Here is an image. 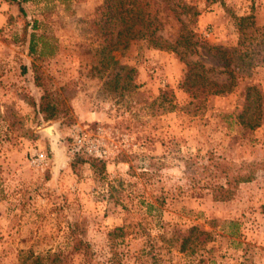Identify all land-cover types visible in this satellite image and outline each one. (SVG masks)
<instances>
[{"label": "rangeland", "instance_id": "374dc122", "mask_svg": "<svg viewBox=\"0 0 264 264\" xmlns=\"http://www.w3.org/2000/svg\"><path fill=\"white\" fill-rule=\"evenodd\" d=\"M172 2L190 8L161 2L157 34L170 41L179 18L197 41L186 60L223 85L199 107L177 51L143 38L103 49L105 0H0V264L46 251L83 264L77 238L93 264H264V0ZM250 85L261 93L252 130L236 117ZM44 93L57 107L48 120ZM84 127L107 156L71 152ZM192 227L211 240L180 251Z\"/></svg>", "mask_w": 264, "mask_h": 264}, {"label": "trees", "instance_id": "16d2710c", "mask_svg": "<svg viewBox=\"0 0 264 264\" xmlns=\"http://www.w3.org/2000/svg\"><path fill=\"white\" fill-rule=\"evenodd\" d=\"M16 2H22L26 0H15ZM173 0H105V19L104 25L106 34L104 44V50L110 51L111 49H121L126 48L129 45V41L133 39L143 38L147 43L160 50H172L177 51L180 56V60L184 62L187 67L184 81L182 87L185 91L195 100L196 107H199V102L202 103L204 95L208 92L218 93L220 92L223 85L218 84L215 81L207 80L205 76V71L203 70V65L200 62H191L186 60V55H192L197 51V41L194 39L192 32L186 27V25L180 21L178 29L175 31L173 37L170 41L164 39L161 35L157 34V31L161 26V19H159V4L162 2L169 7V9L176 12L177 9L188 12L189 6L172 2ZM250 16H240L237 17L238 25L241 28L243 23L248 21ZM116 32L115 39L113 40L110 36ZM30 45V51L33 52L35 49H32ZM218 49L217 47H211ZM219 51H222L220 48ZM54 51L51 50L49 53L52 54ZM224 52H226L224 50ZM39 55H45V52H40ZM112 59L111 55H108ZM199 67L201 70L199 71ZM226 67V73L230 81L234 79V71L229 69V64H224ZM220 85V86H219ZM165 94V92H164ZM245 102L243 109L236 115L237 123L240 124L243 128L255 129L261 123L260 115V106H261V93L259 89L255 86H247L245 90ZM52 98L49 97L48 93H44L41 96L39 103V110L44 114V119H52L56 113V106L52 103ZM229 117V115H228ZM262 168L264 169V159L261 162ZM251 178L250 174L248 175H236L232 178V182L236 183L239 181H249ZM231 184V182H230ZM231 185L225 188H222V198L226 199L229 197ZM238 226V223L234 220H230L227 223V227L232 231L228 232V235H236L237 231L235 230ZM234 227V229H233ZM115 230H121L116 227ZM113 234V231L108 233ZM207 240H211V237L206 231H200L196 227H192L190 232L184 236L180 241V251H187L190 249L191 252L194 251L193 245L198 244L200 249L204 248ZM241 243V241H239ZM72 251L80 252L84 257L83 264H93L90 254L91 248L89 244L82 239L77 238L74 241ZM25 258L22 260L24 261ZM49 261L50 264H61L65 263V256L61 251L50 252L46 251L42 255H31V262L34 264H46ZM115 264L119 262L115 261Z\"/></svg>", "mask_w": 264, "mask_h": 264}, {"label": "built area", "instance_id": "2783aa9c", "mask_svg": "<svg viewBox=\"0 0 264 264\" xmlns=\"http://www.w3.org/2000/svg\"><path fill=\"white\" fill-rule=\"evenodd\" d=\"M72 138V153H86L97 158L107 156V150L101 143L99 137L91 134L85 127L76 129L71 134Z\"/></svg>", "mask_w": 264, "mask_h": 264}, {"label": "bare ground", "instance_id": "6f19581e", "mask_svg": "<svg viewBox=\"0 0 264 264\" xmlns=\"http://www.w3.org/2000/svg\"><path fill=\"white\" fill-rule=\"evenodd\" d=\"M46 131L51 135L53 141L55 142V135L52 134L53 133V128L52 127L47 128Z\"/></svg>", "mask_w": 264, "mask_h": 264}, {"label": "water", "instance_id": "95a60500", "mask_svg": "<svg viewBox=\"0 0 264 264\" xmlns=\"http://www.w3.org/2000/svg\"><path fill=\"white\" fill-rule=\"evenodd\" d=\"M51 126H49V127H47V128H50ZM52 134H54V132L52 133Z\"/></svg>", "mask_w": 264, "mask_h": 264}]
</instances>
